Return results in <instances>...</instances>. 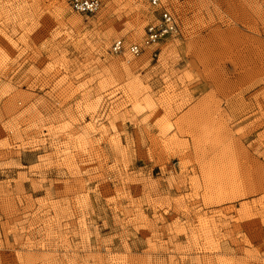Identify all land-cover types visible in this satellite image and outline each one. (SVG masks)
Returning a JSON list of instances; mask_svg holds the SVG:
<instances>
[{"label":"rangeland","instance_id":"obj_1","mask_svg":"<svg viewBox=\"0 0 264 264\" xmlns=\"http://www.w3.org/2000/svg\"><path fill=\"white\" fill-rule=\"evenodd\" d=\"M62 1L0 0V264H264V0Z\"/></svg>","mask_w":264,"mask_h":264},{"label":"built area","instance_id":"obj_2","mask_svg":"<svg viewBox=\"0 0 264 264\" xmlns=\"http://www.w3.org/2000/svg\"><path fill=\"white\" fill-rule=\"evenodd\" d=\"M159 0H150V3L153 6ZM70 6L78 12L81 13H94L96 12L101 6V0H70ZM178 27L175 21L173 22L170 15L167 12H163L162 15L160 14L159 20L156 19L150 23L146 28V44L155 43L156 41L160 40L161 38L165 37L168 34L177 33ZM124 48V43L122 40H116L112 45V50L114 52H121ZM129 50L136 54L138 53V46L137 45H130Z\"/></svg>","mask_w":264,"mask_h":264},{"label":"bare ground","instance_id":"obj_3","mask_svg":"<svg viewBox=\"0 0 264 264\" xmlns=\"http://www.w3.org/2000/svg\"><path fill=\"white\" fill-rule=\"evenodd\" d=\"M64 1V0H63ZM62 1V2H63ZM149 2H150V0H149ZM61 4H63V3H61ZM151 4V3H150ZM101 6H102V0H101ZM101 6H100V8H101ZM151 6H153L152 4H151ZM99 8V9H100ZM153 8H156V9H158V14H157V16H156V21H158L159 20V17H160V14L162 15V13L163 12H167L169 15H170V17H171V19H172V21L174 22L175 21V23L177 24V21H176V19H175V17L173 16V14L163 5V0H159V2L156 4V6H153ZM99 9L96 11V12H98L99 11ZM78 12V11H77ZM96 12H94V13H81V12H79V13H81V14H84V15H92V14H95ZM153 21H151L150 23H152ZM149 23V24H150ZM148 24V25H149ZM147 25V26H148ZM147 26H146V28H147ZM139 27V26H138ZM177 27H178V24H177ZM136 28V27H135ZM146 29H145V38H144V41H143V44L142 45H139V44H136V43H133V44H131V45H137L138 46V53H136V54H134V53H132L130 50H129V46L127 47V50H129V52L131 53V54H133V55H139L140 53H141V51H142V47L143 46H148V45H151L152 43H150V44H146ZM172 34H176V33H172ZM172 34H168V35H166V36H169V35H172ZM165 36V37H166ZM164 38V37H163ZM115 42V41H114ZM113 42V43H114ZM157 42V41H156ZM113 45V44H112ZM124 49V48H123ZM123 51V50H122ZM114 52V51H113ZM116 53V52H115ZM118 53V52H117Z\"/></svg>","mask_w":264,"mask_h":264}]
</instances>
